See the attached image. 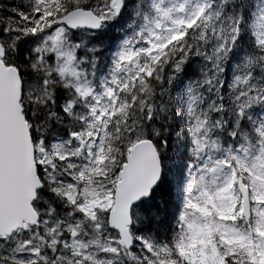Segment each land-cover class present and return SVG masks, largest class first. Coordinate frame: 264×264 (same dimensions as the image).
<instances>
[{
	"label": "snow or ice",
	"instance_id": "snow-or-ice-1",
	"mask_svg": "<svg viewBox=\"0 0 264 264\" xmlns=\"http://www.w3.org/2000/svg\"><path fill=\"white\" fill-rule=\"evenodd\" d=\"M0 264H264V0H0Z\"/></svg>",
	"mask_w": 264,
	"mask_h": 264
}]
</instances>
